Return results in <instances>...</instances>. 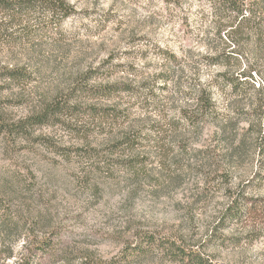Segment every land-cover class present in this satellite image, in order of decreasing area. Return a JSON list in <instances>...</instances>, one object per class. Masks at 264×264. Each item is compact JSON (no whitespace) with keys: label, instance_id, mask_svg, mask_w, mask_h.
Wrapping results in <instances>:
<instances>
[{"label":"rangeland","instance_id":"1","mask_svg":"<svg viewBox=\"0 0 264 264\" xmlns=\"http://www.w3.org/2000/svg\"><path fill=\"white\" fill-rule=\"evenodd\" d=\"M64 1L0 8L5 121L62 104L0 129V264H264V19L220 38L209 0Z\"/></svg>","mask_w":264,"mask_h":264},{"label":"trees","instance_id":"2","mask_svg":"<svg viewBox=\"0 0 264 264\" xmlns=\"http://www.w3.org/2000/svg\"><path fill=\"white\" fill-rule=\"evenodd\" d=\"M42 0H0V8L4 10H22L24 5H29L35 2H39ZM45 1V0H43ZM53 1V2H51ZM174 6L179 7L178 3L174 0ZM210 4L213 6V23L215 25L216 34L221 38L223 31H228L229 37L232 35L242 33V30L245 27L251 26L252 22L257 19H264V0H209ZM48 9L53 11L54 13L59 14L63 13L64 16L71 14L73 9L71 10L70 6L64 0H49ZM234 43V42H233ZM235 44V43H234ZM232 52H222L223 55L231 56ZM168 59L173 63H177L179 59L175 56H169ZM6 79H14L22 76L21 72H18V68L16 67H8L4 73ZM119 85L108 86L106 88H92L91 91H110V90H119ZM90 91V88H88ZM121 89V88H120ZM124 90H127V87H123ZM198 106L194 112H186L185 117L188 122L193 125H198L201 123L203 116L205 114H213V104L210 101L209 97L198 98L197 101ZM62 111V104L59 101L49 102L44 106V109L39 111L38 113L31 114L27 116L26 119H22L18 122H14V124H10L8 121H5V118L0 113V129L2 132H13L19 131L22 133L28 132V126H40L45 125L51 121L52 118ZM10 124V125H9ZM127 142L128 140L125 139ZM124 144L122 142L120 144ZM2 209L0 208V211ZM234 207L231 206L229 213L234 214ZM2 213V212H1ZM4 213L1 215L3 216ZM3 228V227H2ZM5 240H3V245ZM41 244H46V238L41 240ZM42 246V245H40ZM2 247V245H1ZM173 254H175L176 260L181 262L182 264H216L211 261L209 258L204 257L200 252L190 249H185L176 243H171ZM3 251L0 248V252ZM142 248L134 249V252L130 253V256L125 259L129 260L131 257H136V255L142 254ZM13 253H9L6 255L8 258L13 257ZM23 258L18 262V264H23ZM98 264H116L114 261H106Z\"/></svg>","mask_w":264,"mask_h":264}]
</instances>
